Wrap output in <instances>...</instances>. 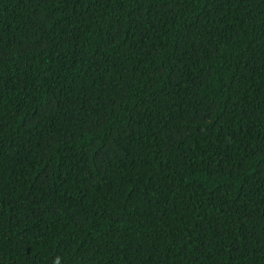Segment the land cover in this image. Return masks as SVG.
Wrapping results in <instances>:
<instances>
[{
	"label": "trees",
	"instance_id": "trees-1",
	"mask_svg": "<svg viewBox=\"0 0 264 264\" xmlns=\"http://www.w3.org/2000/svg\"><path fill=\"white\" fill-rule=\"evenodd\" d=\"M0 264H264V0H0Z\"/></svg>",
	"mask_w": 264,
	"mask_h": 264
}]
</instances>
